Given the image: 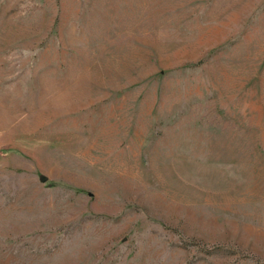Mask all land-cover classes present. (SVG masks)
<instances>
[{"label":"rangeland","instance_id":"obj_1","mask_svg":"<svg viewBox=\"0 0 264 264\" xmlns=\"http://www.w3.org/2000/svg\"><path fill=\"white\" fill-rule=\"evenodd\" d=\"M0 264H264V0H0Z\"/></svg>","mask_w":264,"mask_h":264}]
</instances>
